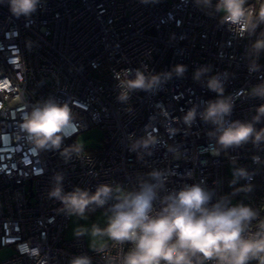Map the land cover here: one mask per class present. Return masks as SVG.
Masks as SVG:
<instances>
[{
  "label": "built area",
  "instance_id": "obj_1",
  "mask_svg": "<svg viewBox=\"0 0 264 264\" xmlns=\"http://www.w3.org/2000/svg\"><path fill=\"white\" fill-rule=\"evenodd\" d=\"M249 43L192 0L150 5L140 0H44L29 17L14 16L6 0L0 2V251H11L0 264H35L22 254L27 247L38 249L47 264H69L82 254L93 264H104L83 237L66 239L69 216L57 213L60 203L47 198L57 172L64 173L66 192L80 187L94 193L100 184L132 187L137 176L159 169L166 173L167 190L203 182L215 189L216 198L229 195L233 204L260 210L264 219V163L252 159L258 155L264 161V150L249 143L215 155L207 135L212 126L199 117L190 127L182 121L192 107L202 109L204 102L217 98L193 79L194 71L205 65L212 67L209 75L229 74L224 94L236 97L231 121L255 114L264 100L244 93L264 78V54L258 61L260 72L250 74L244 58ZM144 65L153 74L176 65H185L187 71L153 93L136 91L128 104L118 102L113 72ZM48 98L68 103L76 116L78 131L62 147L92 128L102 132L99 146L84 147L91 163L75 156L66 163L59 151L34 154L17 135L27 107ZM169 125L178 131L169 134ZM148 132L159 143L151 155L138 158L129 150V137ZM234 166L253 173L235 185L251 183L250 193H236L230 186Z\"/></svg>",
  "mask_w": 264,
  "mask_h": 264
},
{
  "label": "clouds",
  "instance_id": "obj_2",
  "mask_svg": "<svg viewBox=\"0 0 264 264\" xmlns=\"http://www.w3.org/2000/svg\"><path fill=\"white\" fill-rule=\"evenodd\" d=\"M6 2L16 17H29L44 4V0ZM140 2L150 5L158 0ZM192 2L205 15L218 18L219 24L226 25L237 38L250 41L244 58L249 73H259L262 66L258 61L264 54V0ZM186 71L185 65H176L171 71L158 74H153L147 65L114 71V79L118 81L116 99L128 104L134 92L153 93L173 75L183 77ZM211 72V65L201 66L194 71L193 79L216 93L217 98L204 102L202 109L199 105L189 109L182 117L183 123L190 127L199 117L211 125L207 135L214 142L211 147L215 155L249 143L257 150H264V127H256L264 122V103L255 108L249 120L231 121L236 97L224 94V82L229 74L209 75ZM260 79V83L244 93L245 97L264 100V78ZM126 110L132 111L131 107ZM18 127L17 135L31 145L34 154L59 151L66 163L74 156L91 163L79 139L62 147L64 140L78 131L76 116L66 102L53 98L36 102L22 113ZM167 131L175 134L178 129L169 125ZM129 141V150L137 153L138 158L151 155V149L159 143L153 132L138 139L129 137ZM252 159L254 163H264L258 155ZM232 163L235 165L236 161L233 159ZM252 175L246 168L234 166L230 186L236 193H250L251 183L239 188L235 185ZM64 179L63 172L54 174L47 198L60 203L57 213L78 220H87L90 213L103 209V226L100 223L78 225L74 235L89 237L90 248L101 256L104 264H250L251 261L264 264V219H260V210L242 202L233 204L229 195L216 198L215 189L203 182L167 190L166 173L153 169L137 176L132 187L100 184L93 193L80 187L66 192ZM254 221L258 222L255 228ZM125 245L130 247L125 250ZM22 254L28 255L35 264H47L38 249L27 247ZM69 264H93V260L82 254L73 256Z\"/></svg>",
  "mask_w": 264,
  "mask_h": 264
},
{
  "label": "rangeland",
  "instance_id": "obj_3",
  "mask_svg": "<svg viewBox=\"0 0 264 264\" xmlns=\"http://www.w3.org/2000/svg\"><path fill=\"white\" fill-rule=\"evenodd\" d=\"M80 140L81 143L84 144V147H96L99 146L101 144V141L103 139V134L102 132L99 130V128L95 127L92 128L90 130H88L85 133L80 134L79 136L76 137L75 141ZM103 210H97L93 213H90L88 215V219L87 220H78L76 217H69V223H68V230L65 233V237L66 239H72L74 237H76L74 235V229L75 227H77L78 225H85V226H90L92 223H100L101 226H103L104 221H103V216H102ZM86 247L89 250H92L90 248V238L87 236H82ZM97 243H101V241H97ZM11 251L10 250H1L0 251V260L7 258L8 256H10Z\"/></svg>",
  "mask_w": 264,
  "mask_h": 264
}]
</instances>
